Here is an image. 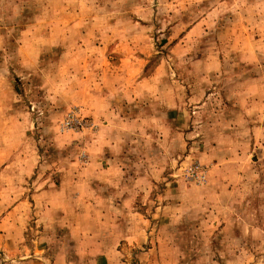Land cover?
Wrapping results in <instances>:
<instances>
[{
	"label": "rangeland",
	"instance_id": "1",
	"mask_svg": "<svg viewBox=\"0 0 264 264\" xmlns=\"http://www.w3.org/2000/svg\"><path fill=\"white\" fill-rule=\"evenodd\" d=\"M0 264H264V0H0Z\"/></svg>",
	"mask_w": 264,
	"mask_h": 264
}]
</instances>
